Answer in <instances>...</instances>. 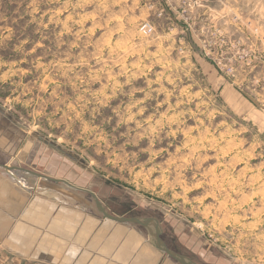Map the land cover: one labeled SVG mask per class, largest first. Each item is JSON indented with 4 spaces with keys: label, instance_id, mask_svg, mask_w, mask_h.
I'll list each match as a JSON object with an SVG mask.
<instances>
[{
    "label": "rangeland",
    "instance_id": "rangeland-1",
    "mask_svg": "<svg viewBox=\"0 0 264 264\" xmlns=\"http://www.w3.org/2000/svg\"><path fill=\"white\" fill-rule=\"evenodd\" d=\"M0 108L27 169L264 264V0H0Z\"/></svg>",
    "mask_w": 264,
    "mask_h": 264
},
{
    "label": "crops",
    "instance_id": "crops-1",
    "mask_svg": "<svg viewBox=\"0 0 264 264\" xmlns=\"http://www.w3.org/2000/svg\"><path fill=\"white\" fill-rule=\"evenodd\" d=\"M17 140L0 114V264H180L142 225L106 217L87 186L24 167L39 155Z\"/></svg>",
    "mask_w": 264,
    "mask_h": 264
},
{
    "label": "water",
    "instance_id": "water-1",
    "mask_svg": "<svg viewBox=\"0 0 264 264\" xmlns=\"http://www.w3.org/2000/svg\"><path fill=\"white\" fill-rule=\"evenodd\" d=\"M0 111L6 114L5 110L0 108ZM9 116V115H8ZM10 118V116H9ZM12 119V118H11ZM60 149V148H58ZM62 151V150H61ZM57 180V179H54ZM96 201V204L98 206V209L108 218L114 219V220H119V221H131L138 223L142 225L145 229L148 230L153 242L155 245L167 253L169 256L177 260L180 264H199L196 262L193 258L178 253L172 248L168 246L166 241L162 238V229L159 226L158 222L154 218H148V217H142V216H134V217H125V216H119V215H114L110 213L104 203L94 194L93 192L91 193Z\"/></svg>",
    "mask_w": 264,
    "mask_h": 264
}]
</instances>
